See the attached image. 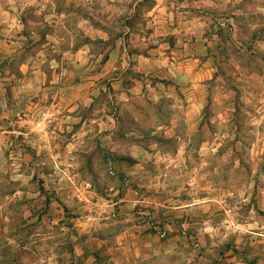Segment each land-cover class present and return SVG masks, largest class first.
I'll list each match as a JSON object with an SVG mask.
<instances>
[{
	"label": "crops",
	"instance_id": "1",
	"mask_svg": "<svg viewBox=\"0 0 264 264\" xmlns=\"http://www.w3.org/2000/svg\"><path fill=\"white\" fill-rule=\"evenodd\" d=\"M244 151L264 155V0H0V232L47 198L39 176L109 218V264H264V224L249 219L264 189L240 175ZM109 164L108 189H85ZM243 183L245 196L227 187ZM211 202L246 206L240 253L191 240L216 230L194 219Z\"/></svg>",
	"mask_w": 264,
	"mask_h": 264
},
{
	"label": "rangeland",
	"instance_id": "2",
	"mask_svg": "<svg viewBox=\"0 0 264 264\" xmlns=\"http://www.w3.org/2000/svg\"><path fill=\"white\" fill-rule=\"evenodd\" d=\"M19 141L21 144L23 143L22 138ZM240 155L243 165L240 175L243 178H257L254 195L262 194L261 189H264V184L261 183L264 182V155H259L256 162H254V157L250 151H244ZM235 161L237 163V154H230L223 163L227 179L233 174ZM98 174L95 178L87 177L91 186L86 188L85 183H83L85 189H93V186L100 190L108 189L109 166L100 169ZM35 179L37 183L35 185L36 190L41 191V188H44L46 193L42 194L49 198V201H47V198H42L40 200L35 199L36 202L33 204L25 202L22 204L23 207L32 208L35 215L29 218L22 217L21 224L24 227H21L18 231H13L14 227L9 224L2 228L0 232V264H33L30 260H33L35 264H47V262L56 264V258H59V264H109L107 245L100 241V237L109 235V231L103 233L100 229L105 224H109V218L96 219L88 207L89 202L86 200L79 201L77 204L73 201H69V203L62 202L56 193L46 191L41 177L36 176ZM227 187L238 189L241 196H245L253 190V186L250 187L247 183ZM30 190H32V187ZM262 200H264V197H262ZM258 202L259 199L252 198L248 205H258ZM172 204V201L167 202V205ZM210 205V211L207 212L208 218L206 216L202 217L200 211H195L197 217L194 219H197V223L200 225H213L216 230L206 231L203 234L200 232L195 233L191 240L195 245L210 244L211 248H215L216 255L225 256L229 250L232 251L230 252L232 254L240 253L235 246L239 241H243L240 238L241 236H244V239L246 238L245 235L239 233V226L236 223L238 221L241 224L248 219L249 213L246 206L241 211L239 210V213H224L223 216L217 202H211ZM262 208H264V201ZM48 213L49 215L45 217ZM249 219L253 222L255 219H260L261 223L264 224V210H257L256 214H253L252 218L249 217ZM29 220H31L30 224L35 226L32 229L29 228ZM152 220H150V223H155ZM167 221L169 222L170 218ZM48 225L52 227L48 228ZM47 237L49 238L46 239ZM217 243L220 244V247ZM196 249L197 256H213V252L206 250L204 247ZM204 251L206 253H203ZM45 259L47 260L46 263L43 261Z\"/></svg>",
	"mask_w": 264,
	"mask_h": 264
},
{
	"label": "built area",
	"instance_id": "3",
	"mask_svg": "<svg viewBox=\"0 0 264 264\" xmlns=\"http://www.w3.org/2000/svg\"><path fill=\"white\" fill-rule=\"evenodd\" d=\"M41 10H46L45 3H42V4H41ZM109 175H110L111 177H116V176H117V173H116L114 167L112 166V164H109ZM90 186H91L90 183H85V187H86V188H90ZM115 191H116V190H115L114 188H109V192H110V193H113V192H115ZM231 196L234 197L233 194H231Z\"/></svg>",
	"mask_w": 264,
	"mask_h": 264
},
{
	"label": "trees",
	"instance_id": "4",
	"mask_svg": "<svg viewBox=\"0 0 264 264\" xmlns=\"http://www.w3.org/2000/svg\"><path fill=\"white\" fill-rule=\"evenodd\" d=\"M41 192H42L43 194L46 193L44 188H41ZM47 201H49V198H47Z\"/></svg>",
	"mask_w": 264,
	"mask_h": 264
}]
</instances>
